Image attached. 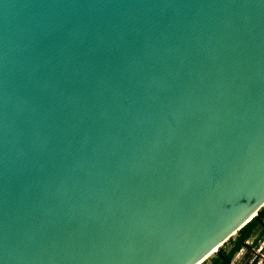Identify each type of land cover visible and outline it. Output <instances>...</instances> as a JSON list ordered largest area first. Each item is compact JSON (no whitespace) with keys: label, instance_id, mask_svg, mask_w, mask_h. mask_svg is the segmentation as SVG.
Returning <instances> with one entry per match:
<instances>
[{"label":"water","instance_id":"95a60500","mask_svg":"<svg viewBox=\"0 0 264 264\" xmlns=\"http://www.w3.org/2000/svg\"><path fill=\"white\" fill-rule=\"evenodd\" d=\"M263 208L264 0H0V264H204Z\"/></svg>","mask_w":264,"mask_h":264},{"label":"trees","instance_id":"16d2710c","mask_svg":"<svg viewBox=\"0 0 264 264\" xmlns=\"http://www.w3.org/2000/svg\"><path fill=\"white\" fill-rule=\"evenodd\" d=\"M256 233H258L257 237H255ZM262 239H264V208L261 209L258 217L241 229L234 238L220 248L214 257L204 264H232L234 258L243 249H246L244 247L245 243L252 240L251 249H247V255L249 256Z\"/></svg>","mask_w":264,"mask_h":264},{"label":"rangeland","instance_id":"374dc122","mask_svg":"<svg viewBox=\"0 0 264 264\" xmlns=\"http://www.w3.org/2000/svg\"><path fill=\"white\" fill-rule=\"evenodd\" d=\"M258 233H256L255 237H257ZM253 240V239H252ZM252 240L248 241L247 243L251 246ZM262 249V250H261ZM249 256L247 255V249L241 251V255H237L232 264H259L262 256L264 255V239H262L258 246L255 247Z\"/></svg>","mask_w":264,"mask_h":264},{"label":"built area","instance_id":"2783aa9c","mask_svg":"<svg viewBox=\"0 0 264 264\" xmlns=\"http://www.w3.org/2000/svg\"><path fill=\"white\" fill-rule=\"evenodd\" d=\"M262 250V249H261ZM264 262V255L262 256L261 260H260V263L259 264H263Z\"/></svg>","mask_w":264,"mask_h":264},{"label":"crops","instance_id":"0c3cea01","mask_svg":"<svg viewBox=\"0 0 264 264\" xmlns=\"http://www.w3.org/2000/svg\"><path fill=\"white\" fill-rule=\"evenodd\" d=\"M243 250H244V249H243ZM243 250H242V251H243ZM239 254L241 255L242 253L240 252ZM239 254H238V256H239ZM248 264H250V263H248Z\"/></svg>","mask_w":264,"mask_h":264}]
</instances>
